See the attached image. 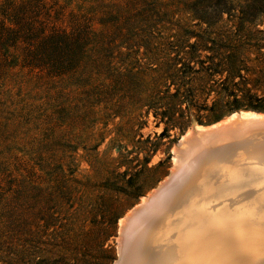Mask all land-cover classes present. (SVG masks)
Instances as JSON below:
<instances>
[{
    "label": "rangeland",
    "instance_id": "1",
    "mask_svg": "<svg viewBox=\"0 0 264 264\" xmlns=\"http://www.w3.org/2000/svg\"><path fill=\"white\" fill-rule=\"evenodd\" d=\"M60 4L67 25L70 11L81 14L74 3ZM224 8L229 12L216 18L183 12L147 52L120 49L115 62L131 76L134 96L90 107L71 126L51 119V85L36 86L18 69L0 79L2 186L7 175L24 180V161L36 163L26 154L47 136L54 146L41 159L58 167V174L47 169L37 181L43 218H52L33 221L39 209L25 212L24 237L9 246L2 223L14 216L0 211V264L115 263L119 221L169 176L178 142L195 125L211 127L241 112L264 115V1L234 0ZM188 251L179 253L186 259Z\"/></svg>",
    "mask_w": 264,
    "mask_h": 264
},
{
    "label": "trees",
    "instance_id": "2",
    "mask_svg": "<svg viewBox=\"0 0 264 264\" xmlns=\"http://www.w3.org/2000/svg\"><path fill=\"white\" fill-rule=\"evenodd\" d=\"M230 1L234 0H3L0 79L18 69L30 80L34 78L36 86L51 85L49 89L56 90L51 119L68 121L67 125L71 126L72 117L90 111V107L121 100L126 94L134 96L128 81L131 76L127 79L115 62L120 49L132 53L136 48L146 52L154 49L160 42L153 44V41L171 30V22L178 20L183 12L196 19L216 18L229 12L224 5ZM60 2L74 3L81 13L76 16L70 11L69 25L63 20L66 7ZM2 87L0 84V93ZM46 139L45 143L38 140L31 154H26H33L36 163L29 165L30 158L24 161L27 167L24 180L7 175L9 180L3 187L4 180L0 177V199L8 195L0 211L14 216L2 223L9 246L13 240L19 241L18 237H24V223H28V219L23 220L25 212L39 209L33 221L39 218L46 222L52 218H43L44 194L37 183L41 172L47 169L58 174V167L41 159V151L54 146L55 138ZM15 180L17 184L13 183ZM45 204L47 210L55 209L53 200L48 199Z\"/></svg>",
    "mask_w": 264,
    "mask_h": 264
},
{
    "label": "bare ground",
    "instance_id": "3",
    "mask_svg": "<svg viewBox=\"0 0 264 264\" xmlns=\"http://www.w3.org/2000/svg\"><path fill=\"white\" fill-rule=\"evenodd\" d=\"M174 154L169 183L119 221L114 264H264V115L195 125Z\"/></svg>",
    "mask_w": 264,
    "mask_h": 264
},
{
    "label": "water",
    "instance_id": "4",
    "mask_svg": "<svg viewBox=\"0 0 264 264\" xmlns=\"http://www.w3.org/2000/svg\"><path fill=\"white\" fill-rule=\"evenodd\" d=\"M173 177V173H170L169 174V176L167 177V180H166V182L163 184V185H167L168 183H169V181H170V179ZM158 189H160L161 190V187L160 188H158ZM143 205V204H142ZM135 213V211H133V214ZM118 259V258H117ZM114 264V263H113Z\"/></svg>",
    "mask_w": 264,
    "mask_h": 264
}]
</instances>
